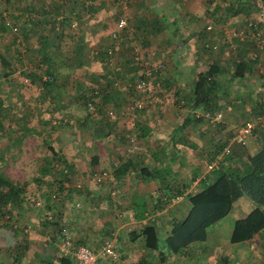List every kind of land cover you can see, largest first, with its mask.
Returning <instances> with one entry per match:
<instances>
[{"label":"rangeland","instance_id":"374dc122","mask_svg":"<svg viewBox=\"0 0 264 264\" xmlns=\"http://www.w3.org/2000/svg\"><path fill=\"white\" fill-rule=\"evenodd\" d=\"M82 1L0 0V52L4 55H17V60L11 61L14 66L12 74L14 79L10 83H7L5 78L0 80V97L3 101L1 111H6L5 107L9 110L8 116L3 117L2 124H0L2 125L0 128V170H4L14 180H25L27 183L20 201L11 204L4 218H0V222L2 220L0 223V264H48L49 261L56 259L64 232L71 236L73 241L80 239V242L82 241L89 247L98 246L106 236L114 237L121 264H134L141 253L144 254L148 264H154L157 258L156 251L150 249L147 251L144 248L142 236L134 240L128 239L127 232L130 229H138L146 219L136 215L133 208L131 209L130 196L127 195L129 191L127 177L123 181L113 180L110 173L128 155L132 153L138 155L133 152L138 149L132 150L133 144L129 139V136L134 133L130 128L132 119L129 115L116 116L117 118H112L110 126H107L105 119L91 118L84 104L85 92L90 87L94 88V85L103 83L102 77L98 74L103 64L99 63L98 58L93 57V53L110 42L107 33L113 27L116 18L114 11L117 6L120 7L117 15L123 13L126 21L138 24L143 20L142 16L146 15L144 1L147 0H129L126 3L127 7L131 5L129 12L123 8L124 5L122 7L116 4L117 6L108 5L106 6L108 8L103 9L101 6L93 13H90L83 4L96 3L98 0ZM182 1L166 0L165 3L169 10L175 9V12L166 15V19L168 21L174 16L179 32L188 23H192L187 16L189 10L185 7L188 0H184L185 4ZM202 2L210 8L214 0H202ZM59 5L60 7L56 8ZM133 8H137L135 12ZM72 11L75 13L73 14ZM67 13L69 14L65 17L66 19L61 18ZM52 18H54L53 22ZM204 18L201 17L200 20H193V22L198 25V28L204 27ZM2 19H4L3 22ZM57 19L62 21L59 22L60 26L64 25V33L67 34H56L58 27L56 28L54 22ZM2 23L6 24L3 26ZM184 23L185 25L182 26ZM213 23L215 24V21H212ZM81 30H83L84 42L80 52L77 44L73 42L74 38L68 33ZM171 30H173L170 36L172 38L176 30ZM217 31L218 29L207 32V36L210 35L207 38L217 39ZM122 32L123 35L120 37L124 40L126 34L124 30ZM198 32L201 33V30ZM41 35H45L48 42L55 45L48 51L52 50L51 56L55 60L54 65L57 70L66 73L63 80H61L62 77L56 78L60 84V90L52 89V93L55 96L58 95L59 100V103L55 105H53L55 101L49 99V94L45 92V89L39 87L36 82L27 80L30 79L27 70L33 68L32 64L40 54L38 48ZM138 37L136 36V40H134V35L131 38L132 42H136L137 45L140 44ZM207 38H200L199 43L192 42L188 36L178 41L169 39L171 41L168 45L166 44L171 47L168 55L163 50L166 47L163 49L159 47V51L158 49L151 50L153 52L149 55L152 57L154 53L161 52L159 59L162 66L159 70L160 74L154 79L157 80L154 83L155 88L161 93L158 96L154 93L155 97H143V100L148 98L151 105L146 109L147 111L144 110L141 115L139 114L141 118L146 117L143 123L144 126L149 127L148 133H170L171 130L168 131L161 126L170 129L171 126L169 127L166 123L169 122L170 115V120L174 124L175 114L185 111L183 107L182 109L175 107L177 102L175 104L171 101L172 92L173 90L187 91L193 73L198 69H203L211 60L212 56L209 51L202 47L203 41ZM114 44L119 51L120 42ZM74 52L82 57V62L79 66L72 67L68 65V61ZM173 59L178 62L179 67L175 66V62L173 66H170L169 61ZM155 61L156 59L153 62ZM111 65L112 63L110 67ZM173 67H176V71ZM4 69L0 65V71ZM39 71L36 68V72ZM122 71H124L123 74L127 72L125 69ZM26 76L27 79L24 81L23 77ZM123 77H121V83L118 78V82L113 83L119 90H123L122 85H125ZM164 77H166L165 80ZM221 81L223 82L222 79ZM231 86L234 90L228 89ZM231 86L227 87L225 98L232 101L229 102V108H226V105L221 107L220 117L222 119L210 122L200 117L196 123L184 130V133H228V136L233 137L232 133L237 125L252 119L250 115L241 114V118L238 121L235 120L234 113L231 111H233L234 103H238L239 100H236L238 96L233 95V92H240V88L237 85ZM175 108L176 111H174ZM23 113L29 115L28 124L31 130L25 135L18 136L19 130L8 126L9 117ZM261 129H264V126H259V130ZM252 137L250 134L248 140ZM134 145L137 146L136 141ZM50 146L56 150V155L51 156ZM212 149V146H207L198 148L199 153H194L193 148L182 152L187 166L193 165L190 172L202 176L213 168L216 164V157L214 163L203 171L207 167L206 162H210L209 156ZM92 155H96L95 161H91ZM221 156H225L222 151L218 157ZM63 164L66 168H62ZM47 166L53 168L52 173L44 170ZM100 169H105L108 176L96 182L92 174ZM165 172L163 168L160 170L163 175ZM210 174L211 172L207 174V178ZM60 180H63L62 188L59 186ZM199 186L197 185L196 188ZM140 195L144 198L148 194L144 192ZM137 197L138 195L134 198L136 202ZM154 198L148 196L144 200L150 201ZM180 206L182 210V205ZM252 206L248 194L244 192L237 201H234L232 209L226 215L205 228L203 240H195L190 242L192 244H188L193 248L192 250L183 247L182 250L180 249L181 252L177 251L179 253L166 252L169 254L167 257L169 264H220L222 260L224 264H260L257 259L264 257V228L256 232L251 240L238 243L228 241L233 219L242 216ZM184 210L183 208L182 211ZM166 216L168 215H164ZM172 220L171 218L164 221ZM25 225H29L27 230L24 229ZM164 225L166 227V224ZM164 232L166 230L160 228L158 234L162 235ZM162 250H165L164 246ZM102 264L115 263L105 260Z\"/></svg>","mask_w":264,"mask_h":264},{"label":"trees","instance_id":"16d2710c","mask_svg":"<svg viewBox=\"0 0 264 264\" xmlns=\"http://www.w3.org/2000/svg\"><path fill=\"white\" fill-rule=\"evenodd\" d=\"M128 1L129 0H98V4L84 3L83 6H85L90 13L96 12L98 6L106 7L109 5L114 7L116 4L121 5L122 7L124 5L123 8L128 10L129 7L126 6ZM82 2H84V0ZM59 7L60 5L56 8ZM118 8L120 9V7L117 6L114 11L116 13V18L112 28H114L115 21L117 19L123 18L125 20L126 18L123 16V13L117 15ZM254 9L255 4L253 0H214L213 6L210 7V9L207 8L205 10L206 20L204 21V27L199 28L197 32L201 30L199 37L205 39L210 36H207V32L218 29L217 39L207 38L203 41L204 44H202V47L209 51L212 58L208 63H206L203 69L197 70L193 73L190 80L191 84L187 92L183 91V93H180L178 90H173V102L176 104V102L182 101L179 106L181 109L183 107L185 111L175 114L177 119L175 118L174 120L178 121L176 124H173V121L171 122V120L167 122L172 129L170 133H176L178 131H183L182 133H184V130H187L190 125L196 123L198 121L197 119L203 116L202 114L196 115V110L201 113L204 111L213 113L215 111H220L221 107L225 105L227 108L231 100L229 99L230 101H228L227 99L226 101L225 98L224 101H220L224 93L226 94V86H231L232 82H240L243 79L245 72H249L251 67L253 68L256 63H259V65L264 64V60L261 61V53L258 54L256 59H252L249 55L250 52L259 49L254 41L251 39L240 41L235 36L233 37V46L230 47L221 30L222 25L225 23L231 26L234 30L241 29L247 34L256 30H261L262 23L259 20H256ZM69 13L61 16V18L68 17ZM74 13L75 12H73V14ZM155 14H153L154 16L151 28L156 30V35L159 33V25L162 24L160 29L163 30L165 28L168 31L170 29L168 28L170 25L172 26L173 23H177L174 16H172V18L168 21L167 19H165V21L163 20L161 23L159 15L157 13ZM232 18L235 19L231 20ZM227 19H229L227 21L228 23L224 22V20ZM3 20L4 19H2V22ZM53 20L54 18H52V22ZM212 21H215V24H212ZM249 21L253 22L250 24ZM59 22L62 21L57 19L54 22L56 28L58 27L56 29V34H67L64 33L65 29L63 28V23V26H60ZM208 22L211 23L210 28L206 27ZM248 22L250 25H247ZM230 23H234L236 25H231ZM2 24L4 26L6 23ZM141 24L142 21H139L138 24L132 25L129 20H125V25L122 28L126 34L124 36V40L120 37L123 32L114 38L111 36V31L107 33L110 38V42L105 44L102 49H99L94 53L92 52L93 57L98 58L97 60H99V63L103 64L101 65V72L98 71V74L102 77L103 83L101 85H94V88L90 87L84 94V104L86 110H88V115L91 118L101 117L105 119L104 122L107 126H110L109 124L112 118H115L116 116H131L132 112L127 107L134 103V99H140V107L134 111V115H132V124L130 126L135 134L147 132L146 130L149 127L147 128V126L142 124L143 118H141L140 115L142 114V111L144 112V110L148 109L151 105L148 98L143 100V97L147 96H143L141 92L136 90L134 87V83L137 79L146 77L147 75L145 68L142 67L139 61L146 60L149 65L152 66L154 60L152 55L149 54L159 48V40H157L159 39V35L155 37L157 39L147 37L146 33L148 34L152 32L149 31L148 27L146 28L145 25ZM73 25L74 24H72V26ZM174 25L176 26V24ZM81 31L68 33L70 37L74 38L73 42L77 44L80 52L83 49L82 43L84 42L83 30ZM202 31H206V33H202ZM263 31L264 30H262V32ZM168 34H170V31H168L165 35L167 36ZM133 35L134 40H136V36H140L138 37L140 44L137 45L135 44L136 42H132L133 40L131 38ZM115 42H120L119 51L115 48ZM213 44H216V47L213 48ZM52 46L54 47L55 45L49 43L45 35H41V42L38 48L40 54L33 62V68L27 70L28 74L25 73V75L27 74L30 77V79H27V76L23 77V79L24 81L27 79L30 82H36L39 87L45 89V92H48L49 94V99L55 101V103H53V105H55L56 103H59V100L57 99L58 95L55 96L54 93H52V89L56 88V91L60 90V84L56 78L62 77L61 80H63V78L66 77V73L59 72L57 67L54 65L55 60H53L54 58L51 56L52 50L48 51V49L52 48ZM108 48H111V52H108ZM224 52H226V57L223 59L221 58V55ZM74 54L70 55V60L68 61V65L72 67L79 66L82 62V57L78 56L76 52H74ZM136 55H138L139 58H135ZM12 60H17L16 54L4 55L0 52V65L5 68L0 71V80L5 78L7 83H10L14 79L12 77L14 72V66L11 64ZM155 62H160V59H156ZM111 63L112 65L110 67ZM36 68L40 71L36 72ZM122 69H125L127 72L123 74L124 71H122ZM159 70L160 69L151 71L156 73L155 78L156 75L160 74L161 71ZM258 74L263 75L264 70L260 71ZM121 77L125 80V85H122L124 86V88H122L123 90H119L118 87L113 84L114 82L117 83L118 79L121 83ZM156 81L157 80H154V83H156ZM224 82L225 84H223ZM154 93L157 96L161 93V91L156 90L155 85L153 94ZM2 104L3 101L0 97V124H2L3 117H7V112H9L6 107V111H1ZM137 112L139 113L137 114ZM28 118L29 115L27 113L15 115V117L12 118L9 117L8 126L12 129H18V136L25 135L31 130V127L28 124ZM203 118L208 120L205 117ZM220 119H222V117H220ZM259 126H264V121L257 122L253 126L250 134L253 135V132L255 129H259ZM1 127L2 125H0V128ZM235 130L236 128L234 129V133ZM234 133H232V135ZM258 135L260 137L259 145L252 153L245 150V146L250 147L249 145L247 146V143L249 142L247 137L244 142H237L235 140L230 142L226 147V151L223 152V154H225L224 157H217V155L218 152L223 149L225 143L213 141L214 145L209 158L214 159V157H216V164L212 169L208 170V173L206 172L198 178L197 182L200 186L197 190L186 193V199L189 204L188 209L181 218L177 220L172 218L173 220L171 221L169 230L164 237L161 234H158V227L149 215H154L156 210L164 208L171 201V196L180 194V191L184 190L187 183H183V185L179 188L181 190L177 189V192L179 193H172L170 192V188L174 187V184H172L170 179L168 181H164L163 179L165 184L160 185L162 186L159 189L160 194H158L154 199L145 201L140 197L137 198V202L131 200L132 203L135 202L138 205V216L143 217L146 215L149 217L145 218L146 220L138 227V229H130L127 232L128 239L134 240L136 237L142 236L144 248L147 251L148 249L156 251L157 258L154 264H169L167 258L169 254L166 252L179 253L183 247L188 248V250H192L193 248L188 244H192L190 242L195 240H203V232L205 228L226 215L231 210L234 201H237V199L244 192H246L253 206L244 215L233 219L228 241L231 243H238L249 239L251 240L252 236L256 232H259L264 228V129H261L260 133L258 132ZM229 137L231 138L232 136ZM49 148L51 156L56 155V150H54L51 146ZM169 158L173 160L174 156ZM95 160L96 155H92L91 161ZM122 160L123 161H121L118 166L112 169V172L110 171L113 176V180L118 179L119 181H123L128 174L127 168L130 166L132 161L128 159V157ZM63 165L62 168H66V166ZM139 168L141 173H143V167ZM52 169L53 168L50 166H47L44 170L52 173ZM147 172L149 173L150 171ZM152 172L154 176L155 174H159L160 183H162V173H160V169H155ZM209 172H211V174L210 177L207 178V174H209ZM167 173L168 172H166V174ZM62 181L63 180H60L59 182V186L61 188ZM26 184L25 180H14L10 177V175L5 173L4 170H0V218H4V214L8 212V208L11 204L20 201L23 197ZM140 200H142V202H140ZM147 202L150 203L147 204ZM73 242L74 244H83L82 241L80 242V239H76ZM159 245H161V248H159ZM163 246L165 250H162ZM257 261L258 263L260 262V264H264V257L258 258ZM66 262H68V257L61 256L59 252L56 259H54V261H49L48 264H65ZM134 264H148L143 253L140 254L139 259H137ZM220 264H224V261L222 260Z\"/></svg>","mask_w":264,"mask_h":264},{"label":"crops","instance_id":"0c3cea01","mask_svg":"<svg viewBox=\"0 0 264 264\" xmlns=\"http://www.w3.org/2000/svg\"><path fill=\"white\" fill-rule=\"evenodd\" d=\"M96 3L98 4L97 1ZM165 3H166V0H147L146 2L144 1V5H145L144 10H146V15L142 16L143 20H142L141 25H145L146 28L148 27L149 31L152 32L148 34L146 33L147 37H151L152 39H157L155 37L159 35L158 36L159 39H157L159 40V47L162 49L166 47L163 50L166 51L167 55L171 47L166 46V44L168 45V43L171 40L178 41L179 39H182L184 36L186 37L188 36V39L191 40L192 42L199 43L200 41L199 33L200 32H197V30L200 27L198 28V25L195 22H193V20H197V19L200 20L199 18L205 17V12H206L205 10L208 8V5L206 6L205 3L202 2V0H188V3L186 4V6L185 5L184 6L187 7V9L189 10V14L187 16H188V19H191L192 23L191 22L188 23L187 26H184L185 23L182 24V26L184 27L182 28L183 30L181 29L180 32L177 31V27L174 25L176 23H173L172 26L169 24L170 26L168 28L170 29L168 31H170V34H168L167 36L169 37H167L165 34L168 31L165 28L163 30L160 29L162 27V24L159 25L160 28H158L159 33L157 35L155 34L156 30L154 28H151L152 19L154 16L153 14L157 13L162 23L163 20L165 21L166 15H168L169 13L172 14L173 12H175V9L169 10L168 7L165 6ZM182 3L185 4L184 0L182 1ZM100 7L98 6L97 8H100ZM103 8H108V7L103 6L102 9ZM136 9L137 8H133V12H135ZM129 10H130V7L127 12H129ZM233 19L235 18H232L231 20ZM205 20L206 18H204V21ZM230 24L236 25L234 23H230ZM185 27L187 28L184 29ZM107 29L108 28H106V30ZM171 29H174V31L176 30V33L173 34L172 38L170 37L171 31H173ZM153 32L155 36L153 35ZM158 51H159V48H158ZM153 55H154L152 57L153 60L158 59L159 56H161V52L154 53ZM198 55L199 54H197V56ZM225 57H226V54L222 53L221 58L224 59ZM262 60H264V50L261 52V61ZM173 62H175V59L169 61L170 66L174 65ZM258 65L259 63H256L253 68L251 67L249 72H245V75L240 82H234V83L232 82L233 86L237 85L240 88V92L239 91L233 92V95L238 96V98L236 97V100H239V102L234 103V105L232 106L233 111H231L234 113V118L237 121L241 118V114L250 115L249 117L253 118V117H258L260 114L264 113V74L263 75L258 74L260 71L264 70V64L259 65L260 70L258 69ZM175 66H178V62H175ZM173 68L174 70L176 69V67H173ZM165 78L166 77H164V80ZM259 86H261V88ZM230 88L234 90L232 86L229 87L228 89ZM226 89H227V86H226ZM179 92L183 93V91L181 90H179ZM225 96L226 94L224 93L220 101H224L223 99L225 98ZM171 101L173 102V98ZM226 101H227V98H226ZM180 103H182V101L177 102V106L175 107L178 109H181L179 106ZM236 106L238 107L235 108ZM229 107L230 106L228 105L227 108ZM176 108L174 109V111L176 110ZM145 115H147V112H145ZM143 118L144 119L142 120V124H144L143 121H145L146 117H143ZM170 118H171V115H170ZM162 122L165 123V121H162ZM177 122L178 121L176 120L174 124H176ZM168 126L170 127V125ZM161 127L168 131L172 130L171 127L170 129L165 128L166 126L164 127L161 126ZM226 127H230V125L229 126L226 125ZM153 131H156V130L153 129ZM258 132L260 133V130L255 129V131L253 132L254 134L252 135L253 137L249 139L247 146L249 145L250 147L245 146V150L249 153H252L254 149H256L259 145L260 137L258 135ZM132 135L134 137L132 141V144H133L132 150L133 149L135 150L137 148L138 150L133 151V152L138 153V155H135V153H132V152H130L132 154L128 155V159H130L132 162L130 163V166H128L127 168L128 174L126 177L129 180V191L127 195L130 196L129 198L130 206H132L131 209L133 208V212L136 215H138V212H137L138 205L135 202L133 203L131 202V200L134 201V198L136 197V195H138L137 198L141 197V199H146L148 196L156 197L158 194H160L159 189L162 187L160 185L165 184L164 181H168L169 179L171 180L172 184H174V187H171L172 189L170 188V192L172 193H179L177 192V189H179L183 185L184 182L188 184V186L187 184L185 185V188L183 191L179 189L181 190L180 194H176V195L172 194L173 196H171V201L164 208L160 210H156L154 215H149L151 216L150 218L153 219L155 225H157L158 231L160 230V228L164 229V231L166 230V232L163 233L164 235L162 234V236L164 237L166 233L168 232L170 224H171V221L166 222L164 220L171 219V218H174L177 220L178 218L182 217L185 214V211L188 209V206H189L188 201L186 199V193L194 192L195 190L198 189L196 188V186L198 185L197 180L198 178L201 177V174L190 172L191 168H193V165H191L190 167L187 166L188 164L183 160L182 152H186V150H189V148L191 149L193 148L194 153H199L197 151L198 148L207 147V146L213 147L214 145L213 141H216V142L218 141V142L225 143L223 149L221 150L223 153L225 152L224 149L230 143V138L228 136V133H172V132L171 133H148L147 131L146 133H139V134L133 133ZM134 140L136 141L137 146L134 145V142H135ZM253 141L255 142L254 145H253ZM221 151L218 152L217 157L220 155ZM171 156H174L173 160L169 158ZM192 158L194 157L192 156ZM214 161H215V157L214 159H211L209 163L206 162L207 167H205L203 171L207 170V168L211 164H213ZM139 167H143L142 168L143 173H141ZM162 168L165 169L166 172L168 171V173L166 174L165 172L164 175L162 173V176H161L162 183H160L159 174H155L154 176L152 171H154L155 169L161 170ZM147 171H150V172L148 173ZM144 192H147L148 195L143 198L142 195L140 194H144ZM179 202L182 205V210L183 208L185 209L184 212L180 209L181 206ZM183 203H184V206H183ZM166 214L168 216L164 217V215ZM149 216L145 215L143 216V218H147ZM164 224H166V227Z\"/></svg>","mask_w":264,"mask_h":264},{"label":"built area","instance_id":"2783aa9c","mask_svg":"<svg viewBox=\"0 0 264 264\" xmlns=\"http://www.w3.org/2000/svg\"><path fill=\"white\" fill-rule=\"evenodd\" d=\"M255 4L254 14L256 16V20H259L262 24L261 30H256L254 32H250V34H247L245 31L243 32L241 29L234 30L231 26H228L226 23L222 25L221 30L223 36L227 39V42L229 43L230 47L233 46V37H237L240 41H244L246 39H251L255 42L256 46L259 49H256L252 52H250V57L252 59H256L259 53H261L264 50V0H253ZM250 24L253 21H249ZM248 22L247 25H250ZM211 23H207L206 27L210 28ZM125 25V20L123 18H119L115 21V26L112 28L111 36L114 38L117 35H119L122 32V28ZM14 28V27H13ZM263 33V34H262ZM263 35V36H262ZM212 47H216V44H213ZM108 52H111V48H108ZM135 58H139L138 55L135 56ZM139 63L142 65V67L145 68L146 71V77L139 78L135 81L134 87L136 90L140 91L143 96H153L154 91V78L155 74L151 71H154L156 69H161L162 63L161 62H154L153 65H149V63L146 60H140ZM258 69L260 70V67L258 66ZM131 98V97H130ZM134 99V98H133ZM156 100V98H154ZM141 101L140 99H134V103L127 108L131 110V119L132 115H134V111L137 110L138 107H140ZM90 107V105H89ZM196 115H203L202 117H205L208 119V121L213 122L215 120H218L221 116L220 111H215L213 113H210L208 111L204 112H198L195 111ZM260 121H264V113L260 114L258 117L248 119L238 125V127L235 130V134L233 136V140L237 142H244L248 135H250L251 130L253 126ZM130 141H133L134 137L131 135L129 137ZM226 151V148L224 149ZM94 181L99 182L103 178L107 177V171L105 169H100V171H94L92 174ZM77 186H79L77 184ZM113 193V191H110ZM78 205V203H76ZM29 225H25L24 229L27 230ZM115 238L106 236L96 247H89L84 244H74L71 236L66 235L64 232V235L61 238V242L59 245V252L61 256L68 257V262L65 264H102V261L109 260L113 261L115 264H121L119 260V252L115 248L114 244Z\"/></svg>","mask_w":264,"mask_h":264},{"label":"clouds","instance_id":"9594fccd","mask_svg":"<svg viewBox=\"0 0 264 264\" xmlns=\"http://www.w3.org/2000/svg\"><path fill=\"white\" fill-rule=\"evenodd\" d=\"M262 114H263V113H262ZM253 118H255V117H253ZM239 125H240V124H239ZM237 127H238V126H237ZM237 127H236V128H237ZM234 134H235V133H234ZM234 134H233V136H234ZM232 140H233V137H232ZM230 142H231V138H230Z\"/></svg>","mask_w":264,"mask_h":264}]
</instances>
